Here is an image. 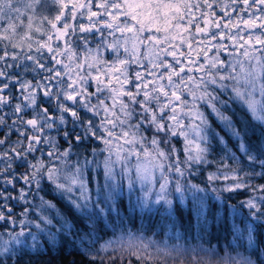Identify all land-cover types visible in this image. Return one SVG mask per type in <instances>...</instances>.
Returning <instances> with one entry per match:
<instances>
[{"label":"snow or ice","instance_id":"1","mask_svg":"<svg viewBox=\"0 0 264 264\" xmlns=\"http://www.w3.org/2000/svg\"><path fill=\"white\" fill-rule=\"evenodd\" d=\"M51 4L0 0V264H264V0Z\"/></svg>","mask_w":264,"mask_h":264},{"label":"trees","instance_id":"2","mask_svg":"<svg viewBox=\"0 0 264 264\" xmlns=\"http://www.w3.org/2000/svg\"><path fill=\"white\" fill-rule=\"evenodd\" d=\"M48 5H49V8L51 9V14H54L55 6H53L51 4V0H48ZM41 13H43L44 15L50 14L49 11H45L43 8L37 7L35 18L38 19L39 15ZM26 22L27 21H25V23ZM90 46L95 47V43L93 42ZM105 58L111 59V57L107 56V55L105 56ZM250 127L252 128V132H253L251 139L253 141H256L259 137V130L257 129V126H251L250 125ZM2 135H3V133H0V136H2ZM52 135L55 136L56 133L53 132ZM11 139L15 140L16 135L13 134ZM58 142L61 145V148L67 147V144L63 141V139H59ZM173 142L177 145V147H181V145H182V139H177V140H174ZM210 159H214V157H210ZM205 170L206 171H215V166H213L212 168H208L207 166H205ZM17 171L23 172V171H25V169L18 168ZM197 182H199V181H197ZM253 182L254 183H264V179H256ZM22 186H23L22 183L16 185L17 188H20ZM9 191L11 192L13 190L11 188H9ZM13 194L15 195L16 193L13 192ZM249 194L250 193H248L244 190H240V191L235 192V193H223L224 197L229 198L230 203H233V204H237L239 201L245 199ZM46 195H47V198L54 200L63 211H65V212L70 211L67 208V206L65 205V203L63 201L59 200L58 198H56L51 191H48L46 193ZM13 205H14V212H19L22 210L21 207L18 204H16L15 202H13ZM121 208L122 209L125 208V203L123 201L121 202ZM125 214H127V213H125ZM246 214L247 213H245V215ZM177 215H180V213L178 212ZM156 219H158V217L154 218L150 223L154 224ZM109 221H111V218H109ZM237 222H240V221L238 220ZM142 223L145 224L146 226L149 225V221L147 220V218L144 221H141L138 216H135L132 218V221L128 223V227L131 228V230L133 232H135V231H137V229L140 227V224H142ZM77 227L83 228L84 232L88 231V229L84 227V223L82 220L79 221V223L77 224ZM260 227L264 228V225H262ZM215 230L216 229L213 228L214 232H215ZM97 231H98V234L100 236H102L104 239H109L112 237V233L110 230H108L107 232L104 231L103 222L99 223ZM230 238H231L230 232L225 235V233L222 231L221 232V240L219 241V243L221 245H227L228 240ZM91 239H92V237H89L88 242H85L82 245V247L84 249H88L89 247H91L94 251L95 248L99 247V244L91 245L90 244ZM205 239L207 241V237ZM70 243H71L70 241H65L64 246L61 248L60 253L58 255H52L50 253V256L53 260V264H70L71 261H74L75 264H91V261L84 254H82L81 251L78 250L75 245L69 246ZM100 243H103V240H101ZM211 244L216 245L217 240L212 239ZM205 246H207V243H205ZM65 249H66V251H65ZM112 255H116L117 257H122V260L120 258H117L115 261H112L111 260ZM41 259H44V260L49 259V256H43V257H41ZM105 259L108 261V264H141V262L138 261L135 256L130 255V253L127 251L122 252V253H120V252L111 253L110 252L106 255ZM153 264H155V261H153Z\"/></svg>","mask_w":264,"mask_h":264}]
</instances>
